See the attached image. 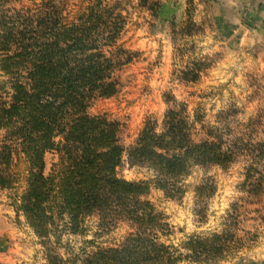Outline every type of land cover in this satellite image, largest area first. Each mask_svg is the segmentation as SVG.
<instances>
[{"label": "trees", "instance_id": "1", "mask_svg": "<svg viewBox=\"0 0 264 264\" xmlns=\"http://www.w3.org/2000/svg\"><path fill=\"white\" fill-rule=\"evenodd\" d=\"M169 7L161 0H39L19 8L0 0V192L9 193L47 264H223L249 248L251 238L240 234L245 205H232L220 232L173 243L174 226L147 198L157 189L181 200L195 168L229 170L246 158L241 190L247 204L260 205L252 213L264 215V141L231 127L234 109L220 114L223 127L202 126L199 138L202 116L168 95L162 125L149 119L129 149L118 122L89 112L123 90L118 72L136 58L121 42L131 15L148 11L163 25L176 21L179 8ZM189 25L182 34L193 37L200 28ZM210 68L189 61L180 79L197 82ZM49 153L58 159L46 174ZM126 159L153 178H120ZM216 192L211 177L196 188L202 221ZM123 225L129 231L121 240L103 241Z\"/></svg>", "mask_w": 264, "mask_h": 264}, {"label": "rangeland", "instance_id": "2", "mask_svg": "<svg viewBox=\"0 0 264 264\" xmlns=\"http://www.w3.org/2000/svg\"><path fill=\"white\" fill-rule=\"evenodd\" d=\"M38 1L14 0V4L19 8H30ZM80 1L72 0V3ZM205 1L161 0L169 8H179L176 21L163 25L151 18L148 11L137 10L131 15L121 42L124 48L136 54V58L118 72L123 90L113 98L97 100L89 110L93 116L106 117L120 124V139L126 149L136 143L149 119L162 125L168 109V95L186 104L191 116H202V124L197 130L199 138L204 137L202 126L207 129L223 127L220 114L234 109L231 127L237 132L250 130L254 143L264 141V50L236 51L222 43L215 33L214 21L208 18L203 6ZM200 12L204 13L201 17ZM190 22L200 28L193 32V37L182 34V29L188 31ZM154 25L157 28L154 29ZM193 45L191 55L186 56L189 54L186 51L182 54L183 49L189 50ZM189 61H206L211 68L203 72L197 82L182 81L180 71ZM57 159L55 153L46 155V174ZM247 166L248 160L243 158L229 170L195 168L184 182L186 193L181 200L167 198L162 191L152 190L147 198L174 226L173 243L190 235L220 232L232 205L238 203L237 207L245 205L250 210L240 224L241 236L251 238L249 248L223 264H264V215L252 213L260 205L247 204V195L241 190ZM117 172L120 178L131 182L153 178L151 171L130 166L127 159ZM209 177L215 182L217 192L209 199L207 218L202 221L196 213V188ZM89 226H95L94 222L90 221ZM128 231L123 225L103 241L118 242ZM0 264H47L25 218L17 216L10 205L8 192H0Z\"/></svg>", "mask_w": 264, "mask_h": 264}, {"label": "crops", "instance_id": "3", "mask_svg": "<svg viewBox=\"0 0 264 264\" xmlns=\"http://www.w3.org/2000/svg\"><path fill=\"white\" fill-rule=\"evenodd\" d=\"M203 6L226 46L236 51L264 50V0H207Z\"/></svg>", "mask_w": 264, "mask_h": 264}]
</instances>
